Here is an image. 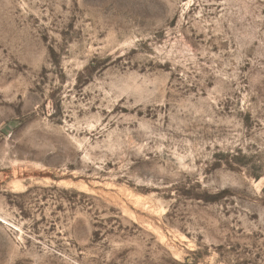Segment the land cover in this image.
I'll use <instances>...</instances> for the list:
<instances>
[{
  "label": "rangeland",
  "instance_id": "rangeland-1",
  "mask_svg": "<svg viewBox=\"0 0 264 264\" xmlns=\"http://www.w3.org/2000/svg\"><path fill=\"white\" fill-rule=\"evenodd\" d=\"M0 264H264V0H0Z\"/></svg>",
  "mask_w": 264,
  "mask_h": 264
}]
</instances>
